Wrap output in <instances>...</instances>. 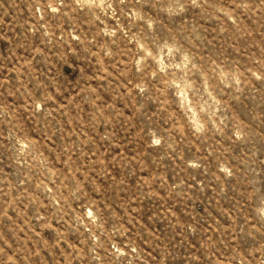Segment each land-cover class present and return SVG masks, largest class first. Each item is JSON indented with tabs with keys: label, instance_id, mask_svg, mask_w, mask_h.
Returning a JSON list of instances; mask_svg holds the SVG:
<instances>
[{
	"label": "rangeland",
	"instance_id": "374dc122",
	"mask_svg": "<svg viewBox=\"0 0 264 264\" xmlns=\"http://www.w3.org/2000/svg\"><path fill=\"white\" fill-rule=\"evenodd\" d=\"M0 264H264V0H0Z\"/></svg>",
	"mask_w": 264,
	"mask_h": 264
}]
</instances>
